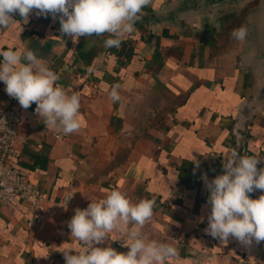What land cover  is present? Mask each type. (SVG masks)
Masks as SVG:
<instances>
[{"label":"crops","instance_id":"obj_1","mask_svg":"<svg viewBox=\"0 0 264 264\" xmlns=\"http://www.w3.org/2000/svg\"><path fill=\"white\" fill-rule=\"evenodd\" d=\"M167 2L151 0L118 48L104 47L107 33L73 43L60 32L58 17L35 11L27 23L0 30V50H32L69 95H79L83 121L69 135L49 129L35 103L23 109L0 81V110L13 104L21 115L17 168L44 195L34 213L20 198L0 202V264H65L62 251L75 254L82 247L67 226L75 209L111 190L133 203L156 200L153 217L140 231L178 249L167 264H235L241 257H260L264 241L245 247L205 232L210 193L204 174L208 180L223 174V158L232 150L264 159V107L242 123L236 118L252 87L249 23L246 16L234 23L239 16L230 13L218 17L211 31L184 22L166 26L155 14ZM241 26L247 29L244 41L231 35ZM115 84L118 102L110 98ZM137 227L109 233L98 246L127 252V233Z\"/></svg>","mask_w":264,"mask_h":264},{"label":"clouds","instance_id":"obj_2","mask_svg":"<svg viewBox=\"0 0 264 264\" xmlns=\"http://www.w3.org/2000/svg\"><path fill=\"white\" fill-rule=\"evenodd\" d=\"M150 3L151 0H0V30L27 23L35 11L37 16L58 17L60 32L73 37V43L80 37L107 33L104 47L118 48L123 39L134 32L143 9ZM17 14L20 20L15 18ZM231 35L244 41L247 29L241 26ZM0 58V81L6 85V93L23 109L35 103V112L44 125L64 135L81 129L79 95H69L57 83V73L41 63L32 50H0ZM119 88V84L111 88L113 102L120 100ZM258 165H264V159L242 156L232 150L223 158V174L212 180L204 174L210 193L205 232L211 237L222 243L233 238L245 247L264 241V195L258 199L249 195L255 190L264 191V167L258 168ZM155 206V199L133 203L126 193L111 190L104 198L90 201L86 208H76L67 226L70 236L82 247L75 250V254L71 248L62 251L65 264H167L178 256V249L172 244L151 240L140 231L153 217ZM132 223L138 227L127 233L128 242L123 245L128 248L127 252L98 246L105 243L109 233L125 232L126 226Z\"/></svg>","mask_w":264,"mask_h":264},{"label":"water","instance_id":"obj_3","mask_svg":"<svg viewBox=\"0 0 264 264\" xmlns=\"http://www.w3.org/2000/svg\"><path fill=\"white\" fill-rule=\"evenodd\" d=\"M252 2L255 3L246 15L252 39L248 54L252 87L237 109L236 118L241 123L264 107V0H168L155 14L159 23L166 26H179L184 22L211 31L218 17L238 13Z\"/></svg>","mask_w":264,"mask_h":264},{"label":"built area","instance_id":"obj_4","mask_svg":"<svg viewBox=\"0 0 264 264\" xmlns=\"http://www.w3.org/2000/svg\"><path fill=\"white\" fill-rule=\"evenodd\" d=\"M21 115L19 110L12 104L0 110V202L11 203L20 198L29 204L32 212L40 208L44 195L40 189L32 183L26 175L17 168V138ZM262 190H255L253 195L263 194ZM34 214L28 220V226L32 225ZM235 264H264V250L256 260L238 258Z\"/></svg>","mask_w":264,"mask_h":264},{"label":"rangeland","instance_id":"obj_5","mask_svg":"<svg viewBox=\"0 0 264 264\" xmlns=\"http://www.w3.org/2000/svg\"><path fill=\"white\" fill-rule=\"evenodd\" d=\"M255 2H252L250 4L247 5V7H245L244 9H242L240 12H236L235 14L237 15L238 18H233L232 20L234 21V23H239L242 22L244 20V17L247 15V12L250 8V6H252Z\"/></svg>","mask_w":264,"mask_h":264}]
</instances>
